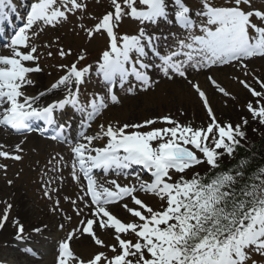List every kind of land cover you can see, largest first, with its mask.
Wrapping results in <instances>:
<instances>
[{
    "label": "snow or ice",
    "instance_id": "obj_1",
    "mask_svg": "<svg viewBox=\"0 0 264 264\" xmlns=\"http://www.w3.org/2000/svg\"><path fill=\"white\" fill-rule=\"evenodd\" d=\"M88 7V0H32L23 25L0 44L9 52L0 55V126L26 133L32 130L33 121L43 122L45 130L53 131L52 140L71 141L70 174L80 191L75 200L65 199L71 200L81 219L58 243L56 264H248L253 253L264 256V167L245 181L241 169L247 164L246 158L235 168L223 170L220 166L221 158L225 154L232 156L246 137L242 127L248 119L244 117L236 125L218 121L199 83L188 79L189 69L228 65L242 67L248 75L245 61L264 58V7H257L255 0H224L223 4L200 0L196 10L186 0H110L111 10L101 17H87L97 21L91 27L84 23ZM11 10L12 0H0V22H7ZM77 13L80 23L73 31L78 27L89 39L98 34L108 38L95 69L91 64L81 65L86 59L82 51L70 65L58 66L63 74L50 88L35 96L26 94V88L35 83L31 74L43 71L40 47L49 49L48 57L54 55L53 46L61 59L72 54L71 48L65 50L60 44L59 36L44 45L37 44L36 38L46 28L56 29L68 23ZM126 17L139 22L136 34L118 31ZM161 22L182 30L181 35L170 34L171 43H166L163 50L160 42L169 37L148 28ZM152 68L169 80L179 77L192 84L206 108L207 125L182 124L165 115L140 123H101L98 132L87 134L109 103H120L117 90L135 94L132 80L143 91L158 83L149 74ZM93 76L102 83L103 92H92L82 99L81 87ZM208 79L224 96H231L212 76ZM253 79L259 91L245 80L239 83L255 98V104H246L247 111L264 124V80ZM57 91L61 97L39 103L41 97ZM67 107L80 118L78 137L69 136L72 120L60 119ZM157 123L167 126L153 127ZM4 147L0 145V157L21 159ZM16 151H22L20 145H16ZM49 163L53 172L62 171L58 165L67 166L63 156L59 160L54 156ZM205 163L210 170H220L203 176L195 172L186 178L184 174L189 169ZM136 165L151 174L150 182L137 175L136 184L122 185L116 179L101 183L94 174V170H101L127 176V170ZM56 179L53 176L44 181L48 199L59 191L48 188ZM59 179L63 181V177ZM138 192L154 195L161 201L160 207L150 206ZM129 199L132 206L124 202ZM54 204L53 213L60 210V200L55 199ZM115 204H120L132 219L115 215L110 207ZM11 208L7 204L0 215V229L7 223ZM65 219L71 221L72 217ZM14 223L16 239H24V225L19 220ZM59 227L63 229L64 224ZM97 229L111 231L114 243H105ZM84 236L104 250L88 256L78 254L72 241ZM27 251L35 255L32 249ZM252 264L258 262L252 260Z\"/></svg>",
    "mask_w": 264,
    "mask_h": 264
},
{
    "label": "rangeland",
    "instance_id": "obj_2",
    "mask_svg": "<svg viewBox=\"0 0 264 264\" xmlns=\"http://www.w3.org/2000/svg\"><path fill=\"white\" fill-rule=\"evenodd\" d=\"M187 4L194 10L200 7V0H186ZM27 3H30V0H27ZM217 4H223L224 0H216ZM257 7H264V0H255ZM88 13L85 14L84 23L91 27L97 21L88 19L89 15L95 17H101L105 14L106 11L111 10L110 0H88ZM24 11V9L22 10ZM79 13L77 16L70 17L69 22L73 24L66 23L62 26H58L67 31L66 40L70 41L71 47L75 48L70 56H67L63 59L60 57L56 58L58 54H55L53 51V46L51 51L54 53L52 57L47 56L49 49L40 47L39 52L41 54L40 66L45 68V73L40 72L41 78H44V81L41 79L42 87L45 89L47 86L51 87L58 79L57 76L63 74L58 70L60 64L73 63L78 55L81 52H85L87 58L81 62V65L89 64L93 65L97 57L100 58L103 50H106L108 45L107 35H96L94 38L89 39L85 32L78 27L75 31L73 28L80 23L78 20ZM161 24V23H159ZM170 24L162 25V30L159 32V25H151L149 28L150 32L156 33L158 35L163 34L168 36V43H171V33H176L181 35L182 31H175L169 29ZM140 24L138 21H135L131 18H125L118 29L121 34H136L139 30ZM55 38L49 32L44 31L36 38V43L39 45H44L54 41ZM163 40V39H162ZM164 41V40H163ZM56 48V47H55ZM66 48L65 50H67ZM75 51V53H74ZM245 63L248 65V75H245V69L238 66H232L230 69H225V71H219L220 67H213L211 69H201L200 71H195L189 69L188 79L194 82H198L201 89L206 93L208 97L209 104L216 115L218 121L222 123H232L233 125L241 124L242 118L247 117L248 124L242 127V130L246 133L244 140H253L257 138L262 131H264V124H261L258 119H253L251 114L247 111L246 104L251 101L255 104V98L251 96L249 91L244 88L239 80H245L258 91L260 90L259 85L256 84L253 77H259L261 80H264V58L256 57L254 59L246 60ZM226 68V67H225ZM54 76V81L51 77ZM212 76L222 87L231 93V96H224L214 87L209 81L208 77ZM94 77V76H93ZM154 80L158 81L152 87L148 88L147 91H143L140 88H135V94H129L127 91L122 90V94H119L120 103L111 104L109 103L108 108L104 111L102 117L100 116L97 121V125L92 130H88L87 134H95L99 130L98 125L104 123L107 125L111 121H119L122 123H140L144 120L150 118L162 117L165 115H171L173 119L178 120L182 124L192 122L193 126H206L209 122L206 108L199 97V95L194 90L192 84L188 83V80L182 78H175L172 80L163 77V74L158 70L154 76ZM51 82V83H50ZM134 86V85H132ZM87 90L95 89L94 86L85 85ZM96 124V123H95ZM167 125L163 123H157L153 127L163 128ZM96 130V131H95ZM149 130V129H144ZM21 136V141L18 145L22 151H16V145L8 144L0 139V145H4L5 151L12 153L13 155H20V160H15L12 158L0 157V165L6 167H0V215H2L6 209L7 204H11L12 208L8 211V222L6 223L9 228H11V237L13 240L17 235V226L14 221L19 220L20 224L24 225V233H26V228L29 227L28 232H32L33 229L38 228L40 225H44L43 231L40 233L42 237L48 236L52 239L62 238L67 235L69 231L78 226L80 216L75 214L74 207L71 209V200L76 199V195L79 193L80 189L77 184L73 181L71 177V166L70 164L58 165L62 168L60 172H53L50 169L52 164L49 163L54 156L59 160V156H63L64 161L68 160V154L64 151V148H59L56 146H50L48 144H41L33 140L26 139L25 135ZM100 141H94V144H102ZM62 146V145H61ZM59 154V156L57 155ZM198 155H200L198 153ZM226 157V154L223 156ZM56 163V161H53ZM206 168V163L195 166L192 169H189L187 172L195 173L196 171H203ZM195 171V172H194ZM187 172L184 175H187ZM192 173V174H193ZM191 175V174H189ZM55 176L57 179L48 185L50 189L59 188L58 192H53V199H48L44 195L45 184L44 181ZM175 176V175H174ZM60 177H63V181H60ZM11 181V184H9ZM129 184V183H128ZM147 194V193H145ZM21 198L28 207L33 208L37 211L35 218H31L32 221L21 220L18 215L15 213V200L14 198ZM65 197H70L71 200L65 199ZM60 200L59 209L57 212L53 213L51 209L55 206V199ZM145 199L150 201L154 199L152 196L146 195ZM127 202V201H126ZM128 203V202H127ZM161 201H159V208ZM129 206H132L129 202ZM123 213V210L121 211ZM126 212V211H125ZM33 212H30V214ZM54 217L53 229L50 230V221L44 220V215ZM130 217V215L126 212ZM66 216H71V221L65 219ZM131 218V217H130ZM10 220H13L10 222ZM66 221L67 227L61 229L59 226L64 224ZM46 225V227H45ZM65 225V224H64ZM2 231V229H0ZM50 233V234H49ZM97 235L100 236L105 243H110L111 239L103 234L102 231L97 229ZM134 238V237H129ZM8 238H0V261L5 263H33V264H45L43 262L39 263L38 261L34 262L27 259L26 257H21L17 253H21V247L16 239L11 245L8 241ZM82 241V240H80ZM75 243V242H74ZM88 245L77 249L81 251L85 256L90 255L94 251L104 250L98 249L96 245L92 242H86ZM22 244V243H21ZM48 249L45 252V257H47L52 249V245L48 241ZM36 246V245H33ZM32 247V245H31ZM33 248V247H32ZM41 248V246H37ZM51 248V249H50ZM16 254V258L13 255ZM18 256V257H17ZM9 258V260L7 259ZM15 259V260H14ZM19 260L20 262L16 261ZM252 260H258V255L256 253L252 254L251 260L248 261V264H252ZM25 261V262H24ZM258 264H264V260L257 261ZM47 263L50 264L49 261Z\"/></svg>",
    "mask_w": 264,
    "mask_h": 264
},
{
    "label": "bare ground",
    "instance_id": "obj_3",
    "mask_svg": "<svg viewBox=\"0 0 264 264\" xmlns=\"http://www.w3.org/2000/svg\"><path fill=\"white\" fill-rule=\"evenodd\" d=\"M32 1V0H31ZM22 4V9H24V7L26 6V1H23V0H12V10L10 11V14H9V18L7 20L6 23H3V22H0V44H2L5 40L8 41L9 37L11 36V32L13 31V29L15 28V23H16V14H17V5L18 4ZM45 31L49 32L52 36H54V38H56L57 36L60 37V44L66 48V47H71L69 46L70 45V41L66 40L68 34H67V31L62 29V28H59L57 27L56 29H52V28H46ZM73 50H75V48L71 47ZM54 53L56 54V48L53 47L52 48ZM4 54H9L8 52V49L6 48H3L2 47V50H1ZM75 53V51H74ZM226 67V68H225ZM232 68L231 65H228V66H223V67H220V70L219 71H225V69H230ZM155 74V71H153V75ZM44 76L47 77L46 73L44 74ZM32 79L34 80V85L33 86H30L28 88H26V94L28 95H37L39 92L43 91L44 88L42 87V84H41V79L44 81V78H41V74L36 77L32 76ZM51 79H54V77H51ZM60 92L57 91V92H54V93H50L48 94L47 96L45 97H41L40 98V101L39 103H45L47 99L49 98H52V97H55L57 95H59ZM49 100H52V99H49ZM68 109L66 108L65 110H63L61 112V115H60V119L61 120H64L63 118L65 117H69L70 114L68 113L67 111ZM79 130H80V127L79 126H75L74 122H72V129L69 133V136L72 137V136H76L78 137V133H79ZM0 139H3L4 142L8 143V144H14V145H18L21 141V138H19L18 136H15L13 133H10V132H7L5 130H3L2 128H0ZM26 139H29V140H33L35 142H39V143H43L46 142L48 144H52L54 143V141L51 140H46L44 138H42L41 140L38 138V135L35 134V133H32L30 136H27ZM134 172V171H133ZM150 180L152 179L151 176L148 177ZM136 181L137 183V180H136V177H132L130 178V182H134ZM146 194L143 195V197H145ZM16 199L15 201V206H16V211L15 213L18 215V217L21 219V220H24V221H32L31 218H35L36 217V214L38 215L37 211L34 209L33 211V208H30L28 207L27 204H25V202L22 201L21 198H14ZM154 199L157 200L158 198H156L154 196ZM111 208L113 206H110ZM71 209H73V205L71 204ZM30 212H33L30 214ZM117 215L119 218L121 219H124V220H130L132 218H130L126 212H124L123 210V213H120V214H115ZM44 220H48L50 221V228L51 230H54L53 227H54V224L53 221H54V217H51V216H48V215H44ZM13 220H10V222H12ZM8 222V221H7ZM38 228H41L43 229L44 228V225H40L38 226ZM29 230V227L26 228V231L28 232ZM99 230V229H98ZM44 232V231H43ZM103 234L106 236V237H111L112 233L111 231H102V237H103ZM12 235L11 233V228H9V226H7L5 224L4 228H2V231H0V238H8L10 240V244L12 245L13 244V239L10 238ZM35 236H32L28 241L31 242V241H34ZM38 241H41L42 244L46 243V240L45 239H41V237H38L37 238ZM82 240V241H80ZM88 241H92L89 237L87 236H84V237H81L80 239H77V241H75V243L73 244L74 248H77V249H81V247L85 246V245H88L86 242ZM45 244L42 246L44 248ZM80 254L82 255H86V254H83L81 251H80ZM17 255L21 256V253H17ZM14 258H16V254L13 255ZM18 257V256H17ZM21 257H24L23 255ZM9 260V258H7ZM28 259V258H27ZM15 260V259H14ZM31 260V259H29ZM17 261V260H16ZM8 263V262H7ZM45 264H49L47 263V261H44ZM26 264H31V263H26Z\"/></svg>",
    "mask_w": 264,
    "mask_h": 264
},
{
    "label": "trees",
    "instance_id": "obj_4",
    "mask_svg": "<svg viewBox=\"0 0 264 264\" xmlns=\"http://www.w3.org/2000/svg\"><path fill=\"white\" fill-rule=\"evenodd\" d=\"M242 158L247 159V164H245L241 169L245 174V181H247L251 174L264 167V131H262L257 138L253 140L250 139L247 143H240L232 156H227L224 159L225 161L220 162L221 169L227 170L229 168H235ZM219 170L220 169L210 170L209 168L207 171L200 174L202 176L206 173L211 175L214 174L215 171Z\"/></svg>",
    "mask_w": 264,
    "mask_h": 264
}]
</instances>
